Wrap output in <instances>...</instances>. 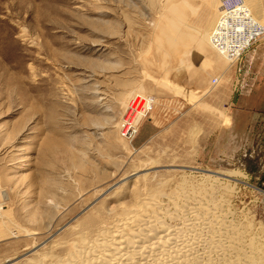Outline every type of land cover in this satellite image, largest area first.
<instances>
[{
  "label": "rangeland",
  "instance_id": "374dc122",
  "mask_svg": "<svg viewBox=\"0 0 264 264\" xmlns=\"http://www.w3.org/2000/svg\"><path fill=\"white\" fill-rule=\"evenodd\" d=\"M220 1L0 0V264H60L154 195L198 258L264 264V77L193 40ZM130 93L155 104L127 140Z\"/></svg>",
  "mask_w": 264,
  "mask_h": 264
},
{
  "label": "bare ground",
  "instance_id": "6f19581e",
  "mask_svg": "<svg viewBox=\"0 0 264 264\" xmlns=\"http://www.w3.org/2000/svg\"><path fill=\"white\" fill-rule=\"evenodd\" d=\"M252 1H254V0H246V3L248 5V7L251 9V11L253 13V17L255 18L258 16H256L257 13H255L253 11ZM221 3H222V0H221ZM255 20L258 21L257 19H255ZM258 22L261 25H264V21L261 20ZM239 31H242V29H239ZM253 33H254L253 30H249V33H246L247 34L246 39L249 38L250 36H252ZM194 34H195V36H194L193 40H197V41L202 40V41L207 42L208 45L211 46L212 35H213L212 30L209 32H206V33L204 31H201V30H199V31L195 30ZM243 43L246 44L247 40H244ZM198 46L200 47V45H198ZM218 55L221 56L220 54H218ZM221 57L224 58L223 56H221ZM224 59L227 60L226 58H224ZM140 93L142 94L143 92L140 91ZM131 94L132 93H130V95ZM133 95H135V94H132V96ZM129 96H127V97H129ZM140 96L142 97L143 95H140ZM148 100H149V104L147 106H148L149 110H151V109H153L152 107H154L155 102L154 101L152 102L151 99H148ZM126 107H127V104H126ZM153 197L142 198L141 196H137L136 197V204L133 207H131V208L126 207L123 209V211L120 210V211H122V217H120L117 220L114 219V220H116V222H114L115 224H112L113 227L111 229L100 232V235H98L100 238L97 237L98 239L96 238L97 239V240L95 239L96 241H92V242H94L93 247H91V248L89 247L88 249L86 248L87 250L86 249L82 250L81 248L84 247L83 245L79 249L78 243H72L71 242V244H69V246H68L70 249V255H69L70 257L68 256L69 257L68 259L64 258L67 260L61 259L60 264H213L214 262L219 263L216 260L213 262L210 259V257L206 256L205 252H204L205 253L204 256L206 258H204V256H203V259L201 257L198 258L199 254L196 255L197 252L196 253L194 252V246H192L190 244H185L186 242L184 244H182V243L180 244L179 243L180 242L179 234H182V233L180 232L181 229L178 230L177 228H179V227L182 228L184 225L178 226V227H176V229L170 228L169 225L167 226V224L164 221H162L161 216H163L162 212L165 213L166 215L170 212H168L167 209H165V210H167L166 212L163 211L164 209L161 211L159 208L160 206H159L158 202L155 200V197H158V196L154 195ZM160 205H161V203H160ZM159 211H161L160 216H158ZM170 214H172V216H173L172 212ZM176 216H177V213H176ZM168 219H170V218H168ZM168 219H166V220H168ZM190 220H192V219H190ZM191 223H193V221H191ZM185 225H187V224H185ZM207 227H209V226H207ZM192 230H194V229L192 228ZM183 233H184V231H183ZM85 235H86L85 233H84V235L82 234V236H85ZM183 237H184V235H183ZM183 237L181 239L182 240L181 242L184 241V238L186 237V235L184 238ZM204 237H202V238L204 239ZM190 239L191 238H189V240ZM195 240H196V238L194 240H192V242ZM83 242H85V241H83ZM209 242H210V239L208 240V243ZM199 243H201V242H199ZM212 243H211V247H213ZM203 244H204V241H203ZM203 244L201 243L200 245H203ZM217 244H219V243H217ZM216 245H214V248ZM198 246H196V247H198ZM202 247H204V246H202ZM97 248H99L100 251H98ZM208 248H207V250H208ZM202 249L205 251L204 248H202ZM210 250L212 251V249H210ZM226 250H227V248H226ZM211 251H209V252H211ZM201 252H203V251H201ZM212 253H213V251H212ZM215 253H217V252H215ZM250 254H251V252H250ZM254 258H256V257H254ZM256 260H254L252 258L248 261V264H257ZM9 261L10 260H8L7 262H9ZM39 264H43V263L40 262ZM57 264H59V262Z\"/></svg>",
  "mask_w": 264,
  "mask_h": 264
},
{
  "label": "built area",
  "instance_id": "2783aa9c",
  "mask_svg": "<svg viewBox=\"0 0 264 264\" xmlns=\"http://www.w3.org/2000/svg\"><path fill=\"white\" fill-rule=\"evenodd\" d=\"M249 30L254 33L246 39ZM212 31V48L230 62L238 76L242 75L243 57L254 45L264 40V25L255 20L246 0H222ZM244 40H247L246 44L243 43ZM218 83V79H213L214 85ZM147 104L146 99L139 94L129 99L127 117L120 128L123 138L132 140L135 137L139 123L151 111Z\"/></svg>",
  "mask_w": 264,
  "mask_h": 264
},
{
  "label": "crops",
  "instance_id": "0c3cea01",
  "mask_svg": "<svg viewBox=\"0 0 264 264\" xmlns=\"http://www.w3.org/2000/svg\"><path fill=\"white\" fill-rule=\"evenodd\" d=\"M213 5L214 6H212V17L216 15V10H217V14H218V9H219V7H218V9H216V3L215 2H214ZM262 6L259 3L257 4V11H256V13H257V15H258V17L260 19H264V12H262V10H261L263 8ZM213 13H214V15H213ZM216 20H217V16L215 17V21H214L213 26L215 25ZM213 26H212V28H213ZM262 42L263 41L257 43L256 45H254L252 47V49H253L255 46H257L256 49H255V53L253 55H250V53H249L250 51H249L248 52L249 54L247 53L244 56V58H243V60L241 62V65L245 69V72H244L243 75H240V76H238L235 73V76L237 78V80H236V84H237L236 87L239 85V83L240 84H243V83H246L247 81H249V75L255 74L254 69L257 68L258 66H259L260 69L257 70V71L259 73H261V74H258V75H261V76L264 77V43H262ZM238 79H241L242 82L239 81ZM238 103H239V101H238Z\"/></svg>",
  "mask_w": 264,
  "mask_h": 264
}]
</instances>
